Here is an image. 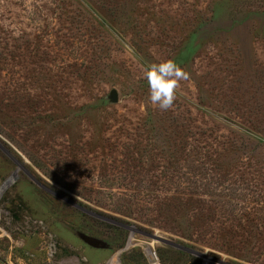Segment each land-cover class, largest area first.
Here are the masks:
<instances>
[{
	"label": "rangeland",
	"instance_id": "374dc122",
	"mask_svg": "<svg viewBox=\"0 0 264 264\" xmlns=\"http://www.w3.org/2000/svg\"><path fill=\"white\" fill-rule=\"evenodd\" d=\"M0 264H264V0H0Z\"/></svg>",
	"mask_w": 264,
	"mask_h": 264
},
{
	"label": "clouds",
	"instance_id": "9594fccd",
	"mask_svg": "<svg viewBox=\"0 0 264 264\" xmlns=\"http://www.w3.org/2000/svg\"><path fill=\"white\" fill-rule=\"evenodd\" d=\"M143 71L150 103L162 111L171 109L176 99L178 82L188 79V73L173 60L145 64Z\"/></svg>",
	"mask_w": 264,
	"mask_h": 264
},
{
	"label": "water",
	"instance_id": "95a60500",
	"mask_svg": "<svg viewBox=\"0 0 264 264\" xmlns=\"http://www.w3.org/2000/svg\"><path fill=\"white\" fill-rule=\"evenodd\" d=\"M112 100H113V102L117 101V95H116L115 92H112ZM151 238L153 239L154 237L151 236ZM82 240L85 243H87L88 245L93 246L95 248H101L102 247V245L100 243H98V242H96V241H94L92 239L86 238L84 236L82 237Z\"/></svg>",
	"mask_w": 264,
	"mask_h": 264
},
{
	"label": "trees",
	"instance_id": "16d2710c",
	"mask_svg": "<svg viewBox=\"0 0 264 264\" xmlns=\"http://www.w3.org/2000/svg\"><path fill=\"white\" fill-rule=\"evenodd\" d=\"M230 254H232V255H234V257H238V258H236V259H241V257H244V254L241 252H238L236 255L234 254V253H232V252H229ZM243 259V258H242ZM247 261V260H246Z\"/></svg>",
	"mask_w": 264,
	"mask_h": 264
},
{
	"label": "bare ground",
	"instance_id": "6f19581e",
	"mask_svg": "<svg viewBox=\"0 0 264 264\" xmlns=\"http://www.w3.org/2000/svg\"><path fill=\"white\" fill-rule=\"evenodd\" d=\"M45 228V227H44Z\"/></svg>",
	"mask_w": 264,
	"mask_h": 264
}]
</instances>
